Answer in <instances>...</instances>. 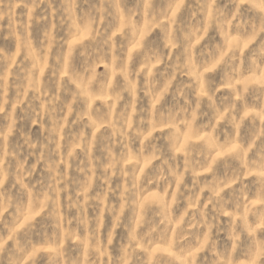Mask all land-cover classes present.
Returning <instances> with one entry per match:
<instances>
[{
  "label": "rangeland",
  "instance_id": "rangeland-1",
  "mask_svg": "<svg viewBox=\"0 0 264 264\" xmlns=\"http://www.w3.org/2000/svg\"><path fill=\"white\" fill-rule=\"evenodd\" d=\"M262 166L245 0H0V264H261Z\"/></svg>",
  "mask_w": 264,
  "mask_h": 264
},
{
  "label": "clouds",
  "instance_id": "clouds-1",
  "mask_svg": "<svg viewBox=\"0 0 264 264\" xmlns=\"http://www.w3.org/2000/svg\"><path fill=\"white\" fill-rule=\"evenodd\" d=\"M245 2L253 9H255L258 13L259 19H260V24H261V28L264 29V0H245ZM220 18L223 17V13L221 12L220 14ZM238 29L244 27V25H237L236 26ZM175 46V45H173ZM149 56H151L152 58L155 59V62L158 64L160 63V59H159V55H160V51L157 50H152L150 53H148ZM177 67L181 70H183V67H185L184 65L180 64L177 65ZM125 79H128L127 74L125 75ZM131 91H134V84L131 85V88L129 89ZM211 98V97H210ZM56 127H52L49 128L48 131V136H47V140L49 144L54 143V138H55V134H56ZM25 143L29 144L30 146H32L33 142L30 140L29 137H25ZM261 176H264V166L261 167V172H260ZM221 229L219 227H217V231H220ZM242 231H249V229H242ZM237 240L239 239V237H236ZM256 247L259 249V252L261 255H264V239H260L256 242ZM223 256V259L220 260L218 259L215 264H234L233 261H230L229 257L227 256V254H220ZM249 264H255L254 260H250ZM261 264H264V261L261 262Z\"/></svg>",
  "mask_w": 264,
  "mask_h": 264
},
{
  "label": "snow or ice",
  "instance_id": "snow-or-ice-1",
  "mask_svg": "<svg viewBox=\"0 0 264 264\" xmlns=\"http://www.w3.org/2000/svg\"><path fill=\"white\" fill-rule=\"evenodd\" d=\"M261 227H264V225H261Z\"/></svg>",
  "mask_w": 264,
  "mask_h": 264
}]
</instances>
